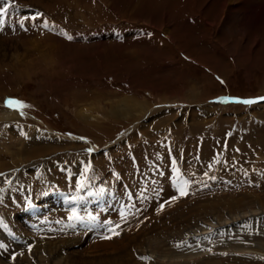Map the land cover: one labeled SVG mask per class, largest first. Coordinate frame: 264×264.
<instances>
[{
  "label": "rangeland",
  "instance_id": "374dc122",
  "mask_svg": "<svg viewBox=\"0 0 264 264\" xmlns=\"http://www.w3.org/2000/svg\"><path fill=\"white\" fill-rule=\"evenodd\" d=\"M15 1L25 29L0 30V264H264V102L220 100L264 98V0ZM59 193L130 212L108 213L116 235L64 229Z\"/></svg>",
  "mask_w": 264,
  "mask_h": 264
},
{
  "label": "snow or ice",
  "instance_id": "6c2138e0",
  "mask_svg": "<svg viewBox=\"0 0 264 264\" xmlns=\"http://www.w3.org/2000/svg\"><path fill=\"white\" fill-rule=\"evenodd\" d=\"M4 0H0V3H3ZM11 6V3H10V0L8 2V4L5 6V7H2L0 8V30H2V27L5 25V19H6V15H7V12H8V8ZM27 19V18H25ZM33 20L36 19V17H32ZM20 27H24V20H21L20 22ZM69 39H71V37H68ZM224 102H227V101H224ZM238 103H244V104H251L253 103L252 100H243V101H236ZM13 104H16V105H20L21 107H24L25 105L22 104V102L20 101H13V100H8L6 101V106H12ZM184 186L187 185V181H184ZM179 191H181V193L183 194L184 192V187L182 186ZM73 216H75V213H73ZM118 234V233H117Z\"/></svg>",
  "mask_w": 264,
  "mask_h": 264
},
{
  "label": "bare ground",
  "instance_id": "6f19581e",
  "mask_svg": "<svg viewBox=\"0 0 264 264\" xmlns=\"http://www.w3.org/2000/svg\"><path fill=\"white\" fill-rule=\"evenodd\" d=\"M13 114V113H12ZM13 118V117H12ZM175 178H173V180H174Z\"/></svg>",
  "mask_w": 264,
  "mask_h": 264
}]
</instances>
